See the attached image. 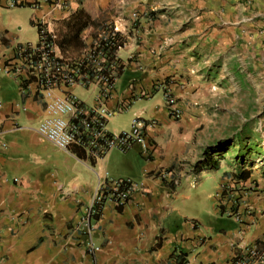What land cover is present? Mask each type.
<instances>
[{
  "label": "crops",
  "instance_id": "crops-1",
  "mask_svg": "<svg viewBox=\"0 0 264 264\" xmlns=\"http://www.w3.org/2000/svg\"><path fill=\"white\" fill-rule=\"evenodd\" d=\"M14 1L11 6L12 0H0V68L10 64L17 46L33 44L28 32L37 31L36 19L55 36L54 53L63 60L76 59L115 27L126 42L117 53L123 67L118 80L126 83L122 92L115 84L106 102L115 113L107 129L126 132L113 127L114 117L125 111L131 113L130 125L141 117L156 120L158 127L149 134L151 156L135 150L142 164L128 155L134 146L119 159L118 150H112L98 161L75 146L59 150L37 127L46 115V98L61 91L45 98L23 73L0 70V264H174L171 257L180 252L188 264H229L241 247L264 240V179L256 192L252 169L249 180L235 183V163L228 153L221 163L230 172H223L221 163L217 170L207 169L201 165L203 152L213 144L203 146L191 138L201 110L194 107L202 95L196 89L200 71L212 65L201 54L232 51L237 44L247 49L258 38L247 26L244 0H175L180 4L164 8L168 14H138L136 28L129 14L136 0ZM253 2L264 7V0ZM86 23L77 33L78 24ZM163 83L181 112L177 121L168 117ZM72 93L87 107L95 104L89 90L74 88ZM105 172L135 185L130 200L122 211L106 202L97 219L84 222ZM209 176L215 184L209 194L215 219L204 223L187 215L190 197L184 190L199 187ZM225 180L254 191L240 193L241 198L234 192L225 196L220 191ZM224 215L240 221L225 225L220 221ZM90 243L99 250L90 252Z\"/></svg>",
  "mask_w": 264,
  "mask_h": 264
},
{
  "label": "built area",
  "instance_id": "built-area-1",
  "mask_svg": "<svg viewBox=\"0 0 264 264\" xmlns=\"http://www.w3.org/2000/svg\"><path fill=\"white\" fill-rule=\"evenodd\" d=\"M16 1L12 0L11 6ZM138 14H131L130 21L136 28ZM38 42L19 45L15 48L10 64L0 70L5 74L23 73L43 96L53 90H59V95L46 98L45 116L39 122L37 131L51 142L57 149L69 151L75 146L83 151L89 159L98 161L110 151L118 150L126 153L138 145L141 155L151 156L153 147L149 134L158 127L156 120H146L136 117L129 132L113 134L108 131L107 124L113 118L114 112L106 106L113 96L115 84L122 72L117 53L125 47L124 35L113 27L105 31L101 37L93 41L84 52L74 60H63L55 53V36L39 20ZM120 36L122 45L116 53H111L113 40ZM117 44V42H116ZM164 91V104L169 119L177 121L181 112L175 98L167 91L166 84L160 85ZM74 88L89 90L96 95L95 104L85 106L73 93ZM125 108L122 104L121 110ZM162 179L167 174L159 173ZM134 184L128 179L113 180L107 172L99 180L95 196L84 217L89 222L100 215L102 206L111 202L115 207L124 208L129 202ZM240 221V218H236ZM99 249L89 244L90 252ZM175 264V262H174ZM188 264V263H187ZM229 264H264V240L248 244L233 255Z\"/></svg>",
  "mask_w": 264,
  "mask_h": 264
},
{
  "label": "rangeland",
  "instance_id": "rangeland-1",
  "mask_svg": "<svg viewBox=\"0 0 264 264\" xmlns=\"http://www.w3.org/2000/svg\"><path fill=\"white\" fill-rule=\"evenodd\" d=\"M253 1L244 0L242 3H245L247 26L255 31L254 35L258 37V42L256 40L254 44H248L247 49L237 44L232 51H220L218 53L219 51L213 50L210 53L201 54L202 58L207 55L208 64L211 63L212 65H208L203 71H200L203 77L199 76V86L196 89H201L202 95L200 98L202 99L198 98V100H195L197 101V106L194 107L201 110L197 117V128L194 129L191 138L193 141L198 140L203 146L206 143L215 144L217 141L225 139H234L236 144L237 139L242 138L245 145L251 148V152L252 150L259 151L260 155L250 154V159L253 161L252 173L255 177L253 182L257 184L253 188L256 192V188L263 182L261 178L264 179L262 175L264 173V163L262 161V156H264V7ZM168 2L172 4L167 6ZM237 2L239 3V0ZM176 3L180 4L179 1L175 0H136L135 8L129 14H168L165 13L164 8L175 7ZM172 14L177 13L174 11ZM185 14L195 13L185 12ZM28 18L26 14L23 20L27 22ZM28 35L31 37L33 45H35L38 42L37 31L30 30ZM248 35L252 37L253 32L249 30ZM224 53L226 54L224 60L218 58ZM211 55L217 58L216 60L213 59V62L210 61L212 59L208 58ZM223 62L226 64V71L231 74L230 81L229 76L223 70ZM240 71L242 72L240 73ZM125 83V79L124 81L121 79L116 82L119 92L123 91ZM187 84L190 86L189 82L185 85L188 86ZM225 88L226 91H224ZM159 98L160 94L157 96V99ZM131 119V113L120 112L118 116L114 117L113 127L117 130L129 132ZM111 131H114V129H111ZM133 149L128 155L133 156L142 164L143 159L138 153H135L140 149L139 146L135 145ZM117 152L116 154L119 155L118 159L120 154L125 155L128 153ZM233 152L231 151L228 154L233 155ZM224 156L226 155L224 154ZM224 163H221V167L223 166L221 170L230 172V168ZM248 185L244 186L247 187ZM214 188L215 184L211 176L203 178L197 188H185L184 194L190 197V200L185 202L187 215L199 217L204 223L215 219L211 211V196H209V194L214 192ZM220 191L225 196H230L234 192V196L237 194V197L241 198L244 192L247 193L254 190L250 188L242 190L240 186L237 189L236 185L225 180L220 185ZM244 200L242 201V203L244 202L243 204L249 203ZM234 208L238 209L239 205H233ZM244 211L246 213L250 212L246 209ZM228 213L233 214L231 210ZM248 216L251 215L248 214ZM220 221L225 225L231 222L233 225L236 224L235 218H228L225 215L221 217Z\"/></svg>",
  "mask_w": 264,
  "mask_h": 264
},
{
  "label": "trees",
  "instance_id": "trees-1",
  "mask_svg": "<svg viewBox=\"0 0 264 264\" xmlns=\"http://www.w3.org/2000/svg\"><path fill=\"white\" fill-rule=\"evenodd\" d=\"M21 6V5H20ZM88 20L89 17H88ZM32 23V22H31ZM79 27L77 29V33L81 31L84 27H87L86 24H78ZM37 29V34L39 32V27L34 25ZM90 26H92L90 24ZM117 42V44H116ZM114 46L110 49L111 53H116L118 46L122 45V40L120 36L117 35V37L113 40ZM121 75V74H120ZM242 137V136H241ZM231 151L233 152L232 156H228L229 158H232L235 163L236 173L233 175L232 180L235 181V183H244L247 180H249L251 175V169L253 167V161L250 159V154L255 153L259 154V151H253L251 152V148H249L247 145H245L244 139H237V143H234V139H225L221 141H217L215 144L208 146L204 150L203 154V160L201 162V165L206 167L207 169H213L217 170L220 166V163L222 160L226 159L223 154H227ZM262 161L264 163V156H262ZM248 167L245 169V167ZM123 208L117 207L118 211H122ZM235 209V208H234ZM98 217H94V219H97ZM171 258L174 259L175 264H187L186 256L182 254L181 252L177 256H172Z\"/></svg>",
  "mask_w": 264,
  "mask_h": 264
}]
</instances>
